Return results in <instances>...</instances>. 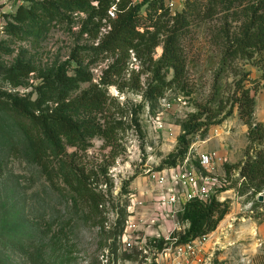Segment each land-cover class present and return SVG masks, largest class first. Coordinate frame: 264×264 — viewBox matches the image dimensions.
<instances>
[{
	"label": "rangeland",
	"instance_id": "374dc122",
	"mask_svg": "<svg viewBox=\"0 0 264 264\" xmlns=\"http://www.w3.org/2000/svg\"><path fill=\"white\" fill-rule=\"evenodd\" d=\"M187 1L164 0V3L173 14L181 11ZM22 2L26 0H0V42L7 49L0 52V66H8L21 58L30 61L37 70L47 72L67 59L75 45L95 43L79 36L78 16L71 21H54L38 37L27 35L17 39L9 36L3 28L10 19L9 14ZM192 2L199 13L195 11L196 14L193 12L189 17L183 38L186 88H171L153 102L143 100L140 90H132L123 84L130 82L129 79L140 70L139 62L131 53L119 80L124 86L122 90L115 85L108 87V94L113 97L109 116L120 123L114 141L115 153L95 137L86 150L74 154L75 161L90 175L92 185L106 193L101 208L105 216L104 229L87 221L81 210L68 201L67 195L51 185L33 161L30 144L14 117L9 111L0 109V239L12 237L25 248L22 251L0 243L5 264H93L101 245L112 243L110 233L115 230V212L118 216L119 208L131 203V199L134 214L144 220L158 219L151 226L142 224L141 228L146 232L155 234L157 231L165 235L172 228L182 232L186 224L180 219L157 217L158 208L162 207L157 204L155 184L147 177L149 172L158 170L168 153L175 149L181 133L178 123L195 112L198 104L221 102L227 110L238 78H242L252 91L256 89L254 121L264 123V57L255 53L251 58L237 57L223 62L218 29L226 24L232 32L236 31L241 17H233L230 11L219 7L206 16L207 0H189V4ZM236 8L240 9L242 5ZM105 29L102 28V32ZM161 50V46L156 47L154 57H158ZM108 62L109 59H102L90 67L93 82H97L101 69ZM35 76L29 75L22 85L12 88L0 73V95L18 93L33 98L38 82ZM144 79L145 75L141 74L142 83ZM87 86V83L81 84V88ZM246 135L247 126L234 105L226 119L210 125L204 138L198 133L190 137L186 156L194 160L198 152L212 154L214 163L209 173L218 181L212 192H216L221 201L229 200L228 212L236 218L257 219L253 215L261 212L264 202L260 207H252L251 202H246L247 195H239L235 187L218 192L238 177L236 169L227 175L224 163L236 164L244 159ZM73 150L69 148L68 152ZM104 167L110 188L103 183L105 175L101 170ZM133 174L135 177L127 187L129 193L121 194L122 183ZM55 179L58 181L57 176ZM260 218H264V214ZM192 264H218V261L203 248Z\"/></svg>",
	"mask_w": 264,
	"mask_h": 264
},
{
	"label": "trees",
	"instance_id": "16d2710c",
	"mask_svg": "<svg viewBox=\"0 0 264 264\" xmlns=\"http://www.w3.org/2000/svg\"><path fill=\"white\" fill-rule=\"evenodd\" d=\"M205 5L206 16L219 7L230 11L233 17H241L236 31L232 32L226 24L218 29L224 64L237 57L251 58L255 53L264 57V0H207ZM238 5L242 8L237 9ZM197 10V6L194 7L193 2L189 4V0L181 11L173 14L164 0H26L25 3H18L9 14L10 19L3 29L17 39L27 35L38 37L54 21H71L78 16L79 36L95 42L89 46L75 45L67 59L47 72L37 70L30 61L21 58L8 66H0L2 78L12 88L22 85L29 75H36L38 82L34 86L33 98L18 93L0 95V109L9 111L14 117L30 144L33 161L51 185L65 193L68 201L95 226L105 227L101 208L106 193L92 185L90 175L75 161L74 154L86 150L95 137L114 151L120 123L109 116L113 101L108 94L109 86L115 85L122 90L124 86L121 85L126 84L132 90H140L143 100L148 102L162 97L171 88H186L183 38L189 17L193 12L199 13ZM102 28H106L104 32ZM158 46H161V54L154 57ZM6 51L0 42V52ZM131 53L139 62V73L132 76L130 82L120 84L124 65ZM106 58L109 62L101 69L97 82H93L90 67ZM141 74L145 75L143 83ZM83 83L88 86L81 88ZM255 93L256 89L252 91L245 86L242 78H238L227 110L221 102L198 104L195 112L178 123L181 133L177 137V145L158 169L181 162L187 154L190 137L198 133L204 138L210 125L221 123L236 105L239 118L247 126L244 159L236 164L224 163L225 173L229 175L231 170L236 169L238 177L218 192L235 187L239 195H247L246 202H251L252 207H260L264 202V123L254 121ZM69 148L74 150L68 152ZM191 161L199 168L196 158ZM101 171L105 175L103 183L110 188L107 168ZM134 177L135 174L124 180L121 194L129 193L127 187ZM259 194H262V201L258 200ZM216 196L214 192L207 200L192 198L182 203L176 219L186 226L182 232L174 233L179 242L215 230L230 206L228 199L221 201ZM126 201H129L128 198ZM126 205L119 208L115 230L110 233L113 246L123 229ZM263 214L264 208L253 217L261 219ZM4 240L0 239L3 246L7 243L25 251L18 240L12 237ZM124 256L127 254L124 253ZM0 264H5L1 253Z\"/></svg>",
	"mask_w": 264,
	"mask_h": 264
},
{
	"label": "built area",
	"instance_id": "2783aa9c",
	"mask_svg": "<svg viewBox=\"0 0 264 264\" xmlns=\"http://www.w3.org/2000/svg\"><path fill=\"white\" fill-rule=\"evenodd\" d=\"M196 159L199 168L189 156H185L174 166L148 173L147 177L155 184L157 204L162 207L158 208L160 211L157 217L175 220L184 201L192 198L207 200L213 193V187L218 184L217 178L209 173L214 157L201 152ZM133 206L131 199V203L126 206V219L123 229L116 237L115 245L109 242L101 246L93 264H192L198 259L207 235L179 242L178 236L174 234L176 228L170 229L165 235L157 231L155 234L148 233L145 228H141L142 224L145 226L148 223L151 226L158 219L144 220L142 216L134 214ZM115 213L117 217V212ZM160 240L162 242L158 245Z\"/></svg>",
	"mask_w": 264,
	"mask_h": 264
},
{
	"label": "crops",
	"instance_id": "0c3cea01",
	"mask_svg": "<svg viewBox=\"0 0 264 264\" xmlns=\"http://www.w3.org/2000/svg\"><path fill=\"white\" fill-rule=\"evenodd\" d=\"M204 249L218 264H264V220L239 219L228 212L210 233Z\"/></svg>",
	"mask_w": 264,
	"mask_h": 264
},
{
	"label": "water",
	"instance_id": "95a60500",
	"mask_svg": "<svg viewBox=\"0 0 264 264\" xmlns=\"http://www.w3.org/2000/svg\"><path fill=\"white\" fill-rule=\"evenodd\" d=\"M262 199H263L262 194H259V195H258V200H259V201H262Z\"/></svg>",
	"mask_w": 264,
	"mask_h": 264
}]
</instances>
